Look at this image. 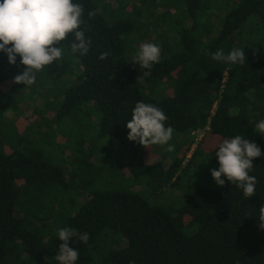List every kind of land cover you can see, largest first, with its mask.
<instances>
[{
    "label": "trees",
    "instance_id": "trees-1",
    "mask_svg": "<svg viewBox=\"0 0 264 264\" xmlns=\"http://www.w3.org/2000/svg\"><path fill=\"white\" fill-rule=\"evenodd\" d=\"M102 1L74 0L84 6L80 30L91 45L86 55L71 52L83 77L65 91L59 116L74 114L86 101L95 102L99 134L116 139L125 151L122 165L155 189L176 183L197 153L207 151L218 169L219 145L240 135L261 149L249 172L256 178V193L245 198L226 178L216 190L189 186L183 206L171 214L135 191H95L75 213L60 220L56 207L62 202L70 209L75 205L73 198L62 199L69 184L60 168L41 159L39 151L16 147L8 155L0 153V264H58L54 257L62 243L57 234L62 228L89 234L87 243L70 241L79 253L76 264H264V230L257 221L264 206V134L256 129L264 120V0H238L205 46H198L197 38L189 35L196 30V13L205 5L201 0H182L192 24L185 32L176 31L175 46L181 44V50L171 53L164 48L150 70L133 63L134 56L124 47L125 36L136 29L132 18L124 14L107 22L99 6ZM90 10L97 11L93 19L88 18ZM151 35L158 42L159 36ZM72 42L70 36L58 46L71 50ZM233 48L245 51L243 64L211 57L218 49L227 54ZM102 53H109L105 60L99 59ZM20 66L19 57L11 65L7 54L0 52V114L16 106L5 91L12 83L5 81ZM145 71L150 75L144 76ZM137 102L161 109L167 116L165 127L190 136L203 133L188 161L194 139L182 144L167 167L147 160V148L127 139L126 123ZM45 191L60 198L45 202ZM18 198L21 212L16 215ZM48 203L49 207L44 205ZM194 225L197 231L186 235L184 230Z\"/></svg>",
    "mask_w": 264,
    "mask_h": 264
},
{
    "label": "rangeland",
    "instance_id": "rangeland-1",
    "mask_svg": "<svg viewBox=\"0 0 264 264\" xmlns=\"http://www.w3.org/2000/svg\"><path fill=\"white\" fill-rule=\"evenodd\" d=\"M181 1L103 0L99 6L107 22L124 14L132 18L136 29L125 36L124 44L131 57L145 43L157 45L160 51L168 47L171 53L180 52L181 47L178 46L182 45L175 46L178 42L177 32H185V27L192 24ZM237 1L201 0L205 6L202 12L196 13V30L188 31L190 36L197 38L198 46H205L213 41L225 14ZM151 32L159 36L158 42H153L154 35ZM257 33L263 34L260 30ZM131 49L133 54L129 51ZM62 50V58L39 72L32 85L14 82V78L24 70L23 65L11 75L13 78L5 81L12 83L5 87V91L9 94L8 98H13L16 106L14 110L8 109L0 114V153L8 155L16 147H21L20 150L24 152L39 151L41 159L52 167L60 168L64 182L69 184V193L62 199L73 198L74 208L70 209L67 203H60L55 210L56 218L61 220L75 213L81 201L95 191H135L149 204L162 207L173 214L183 206L184 195L189 186L213 190L221 188L211 176V170L216 166L207 151L195 154L194 162L180 172L176 183L155 189L146 179H135L127 167L122 165L125 151L116 139L99 134L100 114L95 102L86 101L74 114L59 116L58 110L65 91L83 77L79 60L72 55L71 50ZM199 136L200 131L190 136L174 130L168 145L147 147V160H153L152 163L161 162L167 167L178 157L182 144L194 139L191 146L193 150L190 148L188 153L192 155L200 140ZM169 146L172 151H168ZM56 189L59 191L58 187ZM43 197L45 202L60 198L59 195H50L49 191H45ZM40 198L43 200L42 196ZM17 200L16 215H19L22 201L21 198ZM44 205L49 207V203ZM197 229L194 225L186 228L184 233L193 235Z\"/></svg>",
    "mask_w": 264,
    "mask_h": 264
},
{
    "label": "clouds",
    "instance_id": "clouds-1",
    "mask_svg": "<svg viewBox=\"0 0 264 264\" xmlns=\"http://www.w3.org/2000/svg\"><path fill=\"white\" fill-rule=\"evenodd\" d=\"M84 6L74 0H0V52L7 54L8 61L15 65L20 58L24 70L14 78L16 84L32 85L37 74L62 58V48L58 45L73 37L70 49L73 54L86 55L89 52L91 39L85 38L80 30L85 23L82 19ZM88 18L97 15L90 10ZM109 53H102L100 60H105ZM213 60L231 64H243L245 51L233 48L225 54L218 49L211 54ZM160 60V48L152 43L142 44L133 57V63L141 69L150 70ZM150 75L145 71L144 76ZM140 79V77H138ZM167 116L158 107L144 102H137L132 116L126 123L129 130L127 139L137 142L145 149L151 145H168L173 135L172 127H165ZM259 133L264 134V120L256 124ZM168 147V151H172ZM262 155L261 149L250 140L236 135L224 140L216 152L218 169L211 170V176L219 186L227 182L243 191L245 198L256 193V178L250 176L253 160ZM226 178V180H225ZM258 227L264 230V206L258 210ZM58 238L62 243L54 257L58 264H76L79 253L70 246L73 238L87 243L88 233H79L71 228L59 229Z\"/></svg>",
    "mask_w": 264,
    "mask_h": 264
},
{
    "label": "built area",
    "instance_id": "built-area-1",
    "mask_svg": "<svg viewBox=\"0 0 264 264\" xmlns=\"http://www.w3.org/2000/svg\"><path fill=\"white\" fill-rule=\"evenodd\" d=\"M224 80H225V79H224ZM224 80H222V83H223ZM214 107H215V105H214ZM205 130H208V127H206ZM191 134L194 135L195 133L192 132ZM202 135H203V133H200V136H199L200 139L202 138ZM192 150H193V148H191V151H192ZM190 156H191L190 154H187L186 159H185V162H186L187 159L190 158ZM187 161H188V160H187Z\"/></svg>",
    "mask_w": 264,
    "mask_h": 264
}]
</instances>
